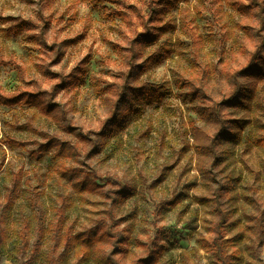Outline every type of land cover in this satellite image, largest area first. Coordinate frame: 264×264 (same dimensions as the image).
Instances as JSON below:
<instances>
[{"label":"rangeland","instance_id":"obj_1","mask_svg":"<svg viewBox=\"0 0 264 264\" xmlns=\"http://www.w3.org/2000/svg\"><path fill=\"white\" fill-rule=\"evenodd\" d=\"M153 1H166L169 8L150 23L159 35L156 42L139 45L134 40L144 26L138 13L148 17ZM171 1L0 0L1 92L38 88L54 93L58 75L80 78L53 94L54 114L28 104L11 109L0 104V159L5 157L0 211L6 205L2 193L19 172L22 188L30 190L15 199L7 218L18 227L48 225L65 204L63 230L71 227L77 233L108 224L126 234L129 250L120 256L123 264H147L143 261L155 250L161 255L154 264H222L210 248L214 238L224 235L216 232L221 224L225 238L232 239L225 251L229 264H264V82L251 109L235 114L248 119L238 142L214 150L210 138L219 123L206 112L236 88V71L255 49L256 36L264 33L256 14L264 4ZM23 19L39 27L14 34V23ZM134 65L140 66L135 85L160 86L169 94L161 103L145 104L125 130L90 153L104 141L99 134L114 103L111 89L120 91ZM9 136L24 146L2 141ZM48 142L54 144L52 155L60 143L64 155H71L67 168H77L79 175L64 177L63 183L52 180L51 152H40ZM86 176L98 185L80 192L84 185L77 181ZM123 186L135 187L136 194L113 204ZM225 186L229 191L214 196ZM37 189L44 193L31 204ZM36 240L35 232L18 264H105L101 254L89 257L76 243L66 246L48 237L37 246ZM111 250L107 244L106 254ZM0 264L16 263L4 255Z\"/></svg>","mask_w":264,"mask_h":264},{"label":"trees","instance_id":"obj_2","mask_svg":"<svg viewBox=\"0 0 264 264\" xmlns=\"http://www.w3.org/2000/svg\"><path fill=\"white\" fill-rule=\"evenodd\" d=\"M253 1L260 7L264 4V1ZM168 2L171 3L172 1L168 0ZM151 5L148 17L142 13H138L142 19V25L144 26V31L139 33L137 38L134 40V42L139 45L154 44L156 42L159 35L151 30L150 23L153 20H160L162 14H164V12H166L169 8L166 1H153V4ZM256 14L258 15L260 21L264 23V5L261 7L260 11H257ZM126 17L131 19L129 14H126ZM40 18L44 19V24L42 26L46 27V19L42 15H40ZM37 27H39L37 22L23 19L16 21L12 28L14 34H18L24 30H32ZM255 39V49L250 52L247 62L241 67V69L236 71L238 77L237 81L235 80L236 88L231 92L230 97L227 100L218 103L210 111H206L210 116H212L214 122L216 121L219 123V128L217 127L218 129L216 128L214 130L210 138V144L214 150L224 143H236L241 139L243 131L248 125V119L238 117L235 114L240 111H247L251 109L252 100L256 94L257 88L259 84L264 82V33L257 35ZM134 56L135 54L132 55V57ZM137 67L140 66L134 65L132 67L133 69H131L130 73L126 77L120 91L118 88L111 89L115 96L114 103L109 116L102 123V130L99 134L102 138H104V141H102L100 145L99 143L98 145L95 143L96 145L92 146L91 152H88L92 153L98 150V148L109 142L111 138L117 137L123 130H125V128L136 116L140 115L141 108H143L145 104L161 103L169 94L168 91L162 89L160 86L152 87V85H149L148 83L135 85L133 81L136 78L138 79L140 73L135 70ZM58 77L59 80L53 88L54 93L43 91L38 88L26 89L19 94H6L0 91V104L5 105L10 109L15 107L17 104H28L39 108L44 114H54L56 104L52 102V96H54L53 94L59 93L63 88L72 86L80 80L79 77H76L77 81H74L72 77L68 78L65 75H58L56 79ZM240 80H243L244 82L241 84ZM111 86H109L108 89H110ZM2 141L7 143L10 147H18L19 145L24 146L23 142L10 136ZM58 145H60V143L56 144L57 149L53 155L52 149L54 148V144H52V142L42 145L40 152L41 154L51 152L49 154H51L53 164L49 174L53 181H55L54 179L57 177L58 181L63 183L64 177L70 178L79 174L77 173V168H67V160L68 158H71V155H64V148H59ZM1 148L3 147L1 146ZM4 164L5 157L3 156V158L0 159V170L3 168ZM93 175L96 176V174ZM22 180L23 177L21 173H16L13 177V185L7 186L4 193H2L6 205L3 210L0 211V261L4 255H7L14 263L18 264L19 254L21 252L24 254L27 251L30 247L31 237L36 232L37 240L35 245L37 246L40 245L41 242L48 241V237H52L57 242L64 241L66 246L73 245V243H76V246L80 245L82 249L86 250L85 254L89 257H93L94 254L91 253L94 252L101 254V260L105 264H123L120 256L126 255L129 250L128 238L126 234L121 231H113V225L108 224H104L102 226L93 225L90 228L77 233H73L71 227L64 228L63 230L62 224L67 216V205L65 204L64 208H56L57 218L54 219V222L51 221L48 225H45L44 222H40L39 224L36 222L34 226H31L28 223L24 224L22 227H18L13 223H8L7 218L11 216L16 205L14 202L15 199L23 197L24 192L26 190H30L26 187L22 188ZM31 181L32 180L28 178L27 182L31 183ZM77 182L78 184L84 185L78 189L80 192H84L85 190H95L98 185V182L96 181H88L87 176ZM73 184L74 186L78 185L77 183ZM221 190L222 192H220V187L218 189L216 188L214 196H223V193H225V191H229V188L225 186ZM43 193V191L38 190L37 199L33 200L30 198L32 202L31 204H34V202L37 204L41 198L39 194L42 195ZM135 194V187L131 186L128 189L123 186L117 191L116 197H114L115 200L112 202L115 204L117 201L126 200ZM201 198L202 197H200V199ZM33 209V214L37 216L35 205H33ZM109 217L113 223L116 224V219L112 209H110ZM36 218V220L39 219V217ZM219 227L220 229L216 230L217 234L224 235L214 238L210 248L215 251V255L222 264H229L228 255L225 254V251H227L228 246L231 245L229 243L232 239L225 238L226 232L222 233L221 224H218V228ZM11 229L14 230L16 236L11 237ZM110 243L112 245V250L106 254L105 246ZM155 252L156 254L150 255L149 258L143 262H147V264H154L159 254L161 255V251L155 250ZM114 254L120 255L116 258L114 257ZM24 264L26 263L24 262Z\"/></svg>","mask_w":264,"mask_h":264}]
</instances>
